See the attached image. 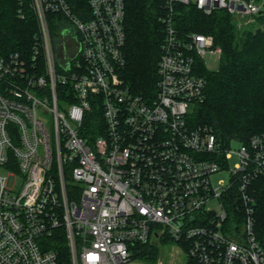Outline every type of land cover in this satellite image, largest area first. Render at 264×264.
Instances as JSON below:
<instances>
[{
	"label": "built area",
	"instance_id": "obj_1",
	"mask_svg": "<svg viewBox=\"0 0 264 264\" xmlns=\"http://www.w3.org/2000/svg\"><path fill=\"white\" fill-rule=\"evenodd\" d=\"M18 2L38 32L0 54V264H64V244L70 264H131L165 239L200 264H264V136L192 124L198 60L221 49L173 22L176 4L253 21L264 0H164L154 96L122 78L125 0Z\"/></svg>",
	"mask_w": 264,
	"mask_h": 264
},
{
	"label": "trees",
	"instance_id": "obj_2",
	"mask_svg": "<svg viewBox=\"0 0 264 264\" xmlns=\"http://www.w3.org/2000/svg\"><path fill=\"white\" fill-rule=\"evenodd\" d=\"M19 8L18 0H0V54L27 53L38 32L35 15L25 5L22 9L25 16L21 17ZM165 13L164 0H125L126 64L122 78L134 94L154 96L156 93L164 41L160 17ZM173 22L181 35H212L221 49L216 71L198 60V73L206 80L207 88L205 99L191 113L192 124L207 126L223 140L247 143L252 136H264V6L253 24L240 27L236 18L225 10L206 15L192 5L176 4ZM53 35L57 36L55 27ZM261 182L264 184V176ZM261 218L264 219V207ZM62 250L64 264H70L65 244ZM158 257L159 246L155 242L133 248V259L156 264ZM188 264L200 263L190 259Z\"/></svg>",
	"mask_w": 264,
	"mask_h": 264
},
{
	"label": "rangeland",
	"instance_id": "obj_3",
	"mask_svg": "<svg viewBox=\"0 0 264 264\" xmlns=\"http://www.w3.org/2000/svg\"><path fill=\"white\" fill-rule=\"evenodd\" d=\"M238 23L240 24V27H243L242 25L249 26L250 24L254 23L253 21H248L247 19H237ZM59 37V35H57ZM206 66L208 69L216 71L219 67V61L215 59H208L205 61ZM0 173H3V171L0 169ZM222 178H224L223 175H221ZM20 180L18 183L16 182V187H19ZM213 209L216 211H220L221 208L218 204L212 205ZM157 246H159V257L156 264H188V260H190L189 257H187L183 253V248L178 246V244L174 243L173 241H161L160 243H156ZM131 264H147L145 261L140 259H133Z\"/></svg>",
	"mask_w": 264,
	"mask_h": 264
}]
</instances>
